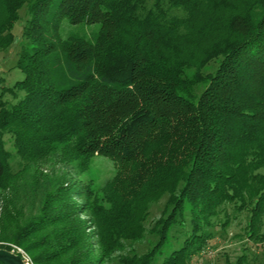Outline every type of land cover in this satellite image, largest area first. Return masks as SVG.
Returning a JSON list of instances; mask_svg holds the SVG:
<instances>
[{"label":"trees","instance_id":"16d2710c","mask_svg":"<svg viewBox=\"0 0 264 264\" xmlns=\"http://www.w3.org/2000/svg\"><path fill=\"white\" fill-rule=\"evenodd\" d=\"M24 5L17 61L24 79L7 90L17 102L0 103V182L6 135L31 163L58 149L78 163L104 155L116 166L115 197L141 196L134 228L165 198L159 240L132 264H153L170 238L181 245L167 256L159 251L161 264H192L213 230L237 215L247 239L264 248V0H0V49L11 45ZM64 21L98 28L63 39ZM68 191L84 203L90 193ZM49 217L0 242L23 249L33 264L65 256L63 240H30L28 229L53 225ZM111 233L140 237L115 225Z\"/></svg>","mask_w":264,"mask_h":264},{"label":"rangeland","instance_id":"374dc122","mask_svg":"<svg viewBox=\"0 0 264 264\" xmlns=\"http://www.w3.org/2000/svg\"><path fill=\"white\" fill-rule=\"evenodd\" d=\"M27 15L28 6L24 5L18 10L12 24L11 45L7 49H0V103L6 105H14L18 100L7 90L24 79V74L17 69V61L25 44L22 31ZM97 28L98 25H73L64 21L60 25V33L63 39L82 37L96 32ZM213 68L214 64L211 63L205 71ZM2 148L7 176L0 182V239L14 240L21 230L37 224L40 216L49 214V218L54 220L53 225L29 228L28 233H35L30 240H54L53 244L63 240L66 243L62 245V252L66 251L67 254L58 257L57 253L55 256H58L55 259L52 257V260L40 259V264H102L104 259L109 258L111 261L107 264H132L131 259L140 258L141 261L153 250L159 240V226L156 223L163 215L165 198L150 203L144 210L143 220L134 228V212L140 213L143 207L139 200L141 196H134L123 203L115 197L111 185L116 176V166L110 158L94 154L87 161L78 163L70 151L58 149L31 163L17 153L9 135L2 137ZM86 186L90 191L86 204L73 198L68 191ZM129 203L137 205L136 209ZM78 206H87L88 210L80 213ZM43 207L49 209L44 211ZM229 214L236 215L231 211ZM65 218L70 220L63 222ZM245 223L242 215L236 218L230 216L229 225L222 230L218 227L213 230L214 238L206 250L193 257L192 264H237L242 256L246 260L244 264L264 262V248H261L260 242L253 243L247 239ZM114 225L125 233H139L140 237L134 240L115 238L111 233ZM68 234L72 239L70 241L67 240ZM180 242L178 238H170L168 244L158 252L167 256L176 245H181ZM0 249L20 256L25 264H33L30 255L13 244L0 242ZM158 252L153 264L162 262Z\"/></svg>","mask_w":264,"mask_h":264},{"label":"water","instance_id":"95a60500","mask_svg":"<svg viewBox=\"0 0 264 264\" xmlns=\"http://www.w3.org/2000/svg\"><path fill=\"white\" fill-rule=\"evenodd\" d=\"M1 264H25L22 258L12 252L0 249Z\"/></svg>","mask_w":264,"mask_h":264}]
</instances>
